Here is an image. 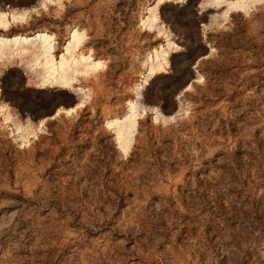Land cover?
Returning <instances> with one entry per match:
<instances>
[{
    "label": "rangeland",
    "instance_id": "obj_1",
    "mask_svg": "<svg viewBox=\"0 0 264 264\" xmlns=\"http://www.w3.org/2000/svg\"><path fill=\"white\" fill-rule=\"evenodd\" d=\"M34 1L0 0V10ZM146 1L63 0L59 14L24 24L0 16L5 42L55 34L49 57L36 41L0 48V109L10 113L0 117V264H264V0L225 20L233 0L165 2L166 66L143 69L164 41L137 28ZM70 25L104 67L71 70L63 86L51 72L62 54L72 68L62 53ZM140 80L144 114L123 158L104 124L125 113ZM154 111L172 114L155 123ZM26 122L35 137L20 146L13 131Z\"/></svg>",
    "mask_w": 264,
    "mask_h": 264
},
{
    "label": "bare ground",
    "instance_id": "obj_2",
    "mask_svg": "<svg viewBox=\"0 0 264 264\" xmlns=\"http://www.w3.org/2000/svg\"><path fill=\"white\" fill-rule=\"evenodd\" d=\"M167 1H169V0H157L156 2H155V0H147L144 3V5L142 6L141 11L137 17V23L136 24H137V28L139 31L149 32L153 36L162 37L164 40L160 45L153 47L148 52H146L142 61L140 62V66L143 69H145V67L149 63L158 64L160 61H162L161 63L163 65V68H164V66H166L165 62H163L165 57H166L164 47H166V49L170 50L171 49L170 44L172 43V40L167 35V32L164 30V28L160 25L157 18H158V10L160 9L161 5ZM258 1L259 0H235L233 3L232 2L227 3L228 2L227 1L226 4L224 5V7H222V9H221V13L224 12L223 15L221 16V18L225 20L227 15L230 12H240L242 15H246L248 13L249 9ZM178 2L182 4L185 2V0H178ZM215 2H217V1H215ZM224 2L225 1H223V3ZM258 3H256V4H258ZM215 4H217V3H215ZM220 5H221V2H219L217 6H220ZM63 6H64L63 0H35L32 6H12L9 10H6V8H5L6 6H5V7H3V9L0 10V12L2 13V14L0 13V16H1V20H4V22H5V19H7V15L4 16L3 14H5V13L11 14V15L15 16V19H12V21H13L12 23L24 24L26 21L27 15L29 13H36L37 14L38 11L50 12L54 16V15L59 14L63 10ZM224 9H226V10L224 11ZM8 17L12 18V16H9V15H8ZM4 24L0 23V27L7 28L8 24H5V25ZM14 36H18V35L15 34ZM32 37H31L32 39L28 38V39H30L28 41L26 40V38H25L26 41L24 39H22V40L20 38L19 39L21 40L22 43H25V44H26V42L28 43V42L33 41L32 43H34L36 41V42L44 45V47L46 49L44 47H43V49H42V47L40 49L46 51L47 54L52 52V48L54 45V39H55L54 33H52L51 31H49L47 29H41V30H36L33 33ZM19 39L16 38V39H13V41L14 42L19 41ZM85 39H86V34L82 28H80L76 25H70L69 27H67V30H66V40L64 41V44L62 46V48H63L62 53L64 51L65 55L70 58L69 60L73 62L72 68L69 67L70 64L68 65L65 63V56H64V54H62L60 57H58V59L60 61L58 62V65H59L58 70L56 69V71L59 72V74H57V72L55 71L56 67L53 68V71L51 70L52 67L50 68V66H53V63L55 62V61L52 62V60H53L52 57L50 58L51 64H50V66H48V68H50V70L49 69L48 70L50 72L52 71L51 73H53V75L50 74L49 76L52 75L53 77H56L59 75L60 77L58 79L60 80L61 85H63V86L68 85V83H66V81H67V79H70V77H72V75H71L72 72H70L71 70L76 72V69H77L78 70L76 72L77 74H78V72L82 73L84 71L83 75H87V74L92 73V72H98V71L102 70L104 67V61H102L99 58L92 59L90 49H87V50L82 49L83 42L85 41ZM13 41L12 42H10V41L5 42L3 40H0V48L3 47V49H4V46H5V45H3L4 43L5 44H7V43L13 44ZM21 42L19 43V45L21 44ZM9 44H7V45H9ZM21 45H23V44H21ZM15 46H18V45H15ZM31 48H33L32 45H31ZM36 53H38V52H36ZM49 55L50 54H48V57H49ZM41 56H44V54H42ZM75 56L78 59V62L73 61V60H75L74 59ZM42 62H43V60H42ZM45 62H46V60H45ZM48 62H46V65ZM55 63H54V65H55ZM46 65H44V67ZM79 67L81 70L78 69ZM82 69H83V71H82ZM45 70H47V67H45ZM48 70H47V72H48ZM66 70H68V71L66 72ZM80 71H82V72H80ZM159 72L160 71L156 72L155 74H158ZM45 74H47V73H45ZM155 74H151V76L155 75ZM74 77H75V75H74ZM146 81L147 80H140L139 84H137L134 87V90H133L134 96L128 102L125 113L121 117H114V118L108 119L104 124V128L106 130H108L110 133H112L114 145L118 149L120 155L123 158H124V156H126V154L128 153V151L131 147V144L133 141V135L135 132L136 120L144 114L143 108H142L141 103H140V99H141V90H142L144 84H146ZM56 82L58 83V81H56ZM56 82L52 81L50 83L49 81H47L44 84H42V87H58V84ZM69 83H71V82H69ZM68 86L65 88H68ZM39 87H41V86H39ZM80 92H81V89H80ZM76 104H78V103H75L73 106H71V108L69 110H65V115H69L75 109ZM55 110L56 109H54L51 114L55 115L58 113V111H60V109L56 110V111ZM183 110H184V106L181 105L180 103L179 104L177 103L176 104V110L174 111V114L178 113V112L180 113V111H183ZM170 115H168V116L171 117ZM168 116L164 118L158 113V111H154L152 114V121L155 123L156 122H159V123L162 122L163 123L167 120L166 118H168ZM0 117H3L4 122L9 121L10 120V113L4 112V110L0 109ZM42 120H41V122H42ZM27 122H26L27 125L24 129H21V127L17 125L18 123L15 124L18 127L16 128V130L14 129L16 132L13 131V136H14V140H16L20 144V146L26 145L29 137H31V136L35 137L33 128L30 126L31 124L29 125Z\"/></svg>",
    "mask_w": 264,
    "mask_h": 264
},
{
    "label": "water",
    "instance_id": "obj_3",
    "mask_svg": "<svg viewBox=\"0 0 264 264\" xmlns=\"http://www.w3.org/2000/svg\"><path fill=\"white\" fill-rule=\"evenodd\" d=\"M173 3V2H172ZM7 4L6 3H3L1 6L2 7H5ZM194 62H195V59H193L192 61H191V63H190V67H189V70H190V72L191 73H193L194 72ZM187 82H185V84H186ZM184 84V85H185ZM183 87V86H182ZM62 91H66V89L65 88H62L61 89ZM70 94V93H69ZM176 101V99H173V102H175ZM149 104V103H148ZM53 111V110H52Z\"/></svg>",
    "mask_w": 264,
    "mask_h": 264
}]
</instances>
